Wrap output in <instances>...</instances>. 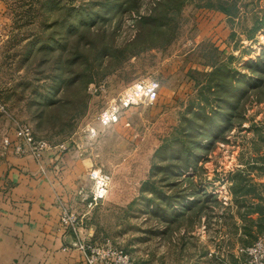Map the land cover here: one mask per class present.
Masks as SVG:
<instances>
[{
  "label": "rangeland",
  "instance_id": "374dc122",
  "mask_svg": "<svg viewBox=\"0 0 264 264\" xmlns=\"http://www.w3.org/2000/svg\"><path fill=\"white\" fill-rule=\"evenodd\" d=\"M160 1L0 0V153L23 124L53 146L6 152L56 172L77 237L136 264H239L264 237V0L153 20ZM139 81L160 86L124 107Z\"/></svg>",
  "mask_w": 264,
  "mask_h": 264
},
{
  "label": "crops",
  "instance_id": "0c3cea01",
  "mask_svg": "<svg viewBox=\"0 0 264 264\" xmlns=\"http://www.w3.org/2000/svg\"><path fill=\"white\" fill-rule=\"evenodd\" d=\"M55 173H42L32 156L1 151L0 264H85L78 237L61 223L66 203Z\"/></svg>",
  "mask_w": 264,
  "mask_h": 264
},
{
  "label": "built area",
  "instance_id": "2783aa9c",
  "mask_svg": "<svg viewBox=\"0 0 264 264\" xmlns=\"http://www.w3.org/2000/svg\"><path fill=\"white\" fill-rule=\"evenodd\" d=\"M157 81H139L128 89L122 99L124 107H130L138 102L143 96H154L159 88ZM4 108V105L1 106ZM119 119L115 113H107L102 120L105 124L117 122ZM16 141L6 136L3 140L5 151L13 146L14 152L19 155L29 154L41 161L44 152L53 146L45 141L35 139L31 128L23 124L16 129ZM108 191V182L99 177L97 180L95 199H101L106 196ZM62 222L66 226L74 225V218L65 215ZM74 245L80 248L85 254V264H136L133 257L123 248L116 246L110 241L99 243L97 241L78 237ZM242 259L239 264H264V237H261L253 243L241 248Z\"/></svg>",
  "mask_w": 264,
  "mask_h": 264
},
{
  "label": "trees",
  "instance_id": "16d2710c",
  "mask_svg": "<svg viewBox=\"0 0 264 264\" xmlns=\"http://www.w3.org/2000/svg\"><path fill=\"white\" fill-rule=\"evenodd\" d=\"M184 3H185V0H162L156 5L155 14H151L150 16H152V15H153L152 17H154V16L158 17L159 16L158 18H161L163 11L171 10V9H179L184 5ZM150 16H142L141 21L142 22H144V21L149 22V19L152 18ZM156 17H154L153 20H156L157 19Z\"/></svg>",
  "mask_w": 264,
  "mask_h": 264
}]
</instances>
